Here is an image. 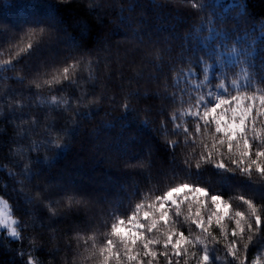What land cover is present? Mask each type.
I'll use <instances>...</instances> for the list:
<instances>
[{"label": "trees", "instance_id": "trees-1", "mask_svg": "<svg viewBox=\"0 0 264 264\" xmlns=\"http://www.w3.org/2000/svg\"><path fill=\"white\" fill-rule=\"evenodd\" d=\"M12 2L27 6L43 0ZM196 2L203 4L205 0ZM215 2L219 4L220 0ZM240 3H246L248 7L249 23L243 26V30L251 34L250 39H256L259 33H253L252 25L264 23V0H240ZM61 8L71 25L70 32H75L77 24L89 22L92 43L83 59L94 62L91 70L94 79L91 83L81 81L83 88L79 91L69 87L64 93L44 85L43 81L50 78L49 73L66 66L64 61L69 53L68 46L55 36L35 55H22L20 63L14 61L17 71L3 74L25 78L24 83L16 79L0 80V98L15 91L14 99L22 98L25 104L31 101L24 113L35 118L36 123L33 124L31 119L24 124L19 120L9 121L6 119L8 109L0 102V168L7 170L0 171V195L9 201L13 217L24 225L18 240L11 239L0 229V264H23L27 255L21 257L20 252L35 255L42 264H93V261L84 260L87 255L84 240L92 235L98 241L103 239L106 228L102 225L110 222L107 213L118 203L126 204L127 196L136 185L140 186L141 193L159 194L172 182V169L179 172L183 160L193 159L190 156L194 147L191 142L186 145L183 136L171 134L174 126L170 115L181 106L164 97L177 91L172 87L175 73L169 65L177 70H187L190 66L179 62L181 57L187 56V42L182 37L193 28H199L206 13L193 9L191 0H70ZM30 11L21 7L10 10L3 18L6 30L0 33V60L8 59L16 51L10 44L16 43L13 37L24 35L28 27L26 21L31 23ZM238 12L233 10L230 14L236 16ZM123 20L126 23H122ZM233 28L234 23L229 20L227 24H219L217 31L226 37ZM243 30L236 34L237 40L242 38ZM181 44L185 48H181ZM256 47L264 48V45L258 42ZM225 50H228L227 42L221 52ZM255 64L256 67L249 71L259 76L264 69V51L260 52ZM36 84L40 87L36 88ZM61 87L66 85H57L54 89ZM93 92L94 95H89ZM52 94L68 99L80 112L94 111L95 115L91 120H82L72 109L60 113L41 110L36 101L50 100ZM125 103L135 110L126 120L121 119L126 114ZM145 120L148 127L142 128ZM162 123L166 127H162ZM187 123L192 131L194 121L188 118ZM107 125L113 127L102 130ZM76 126H79L78 135H68ZM25 130L28 141L21 140ZM49 131L57 143L70 146L67 155L54 164L51 162L57 156L56 151L28 149L29 143L46 139L45 134ZM172 140H176L179 147L169 150L167 145ZM19 148L28 154L20 155L14 151ZM36 158L45 160V164L33 168L37 175L29 181L20 175L21 169L15 164L17 161L28 163ZM7 172H16V179L23 183L11 180ZM226 175L230 176L205 166L200 180L201 186L210 191L225 192L224 199L231 204L230 214L246 211L238 196L264 202V193L261 192L264 182L256 177L254 182H248L239 176L225 181ZM179 178L185 177L181 174ZM5 184L8 185L6 190L3 188ZM19 188L23 189V196L14 191ZM29 197L33 202L25 205L23 200ZM69 197L84 203L73 205L70 211L66 207ZM136 202L139 198L133 197L132 203ZM228 227L230 231L234 223L229 222ZM181 230L188 235L187 225H182ZM192 230L196 231L194 226ZM214 234L219 236V229H214ZM262 244L264 242L254 238L248 250L249 262L259 256ZM215 254L219 258L215 264H231L222 244L215 245ZM189 264L194 261L190 260ZM261 264H264V257Z\"/></svg>", "mask_w": 264, "mask_h": 264}, {"label": "snow or ice", "instance_id": "snow-or-ice-1", "mask_svg": "<svg viewBox=\"0 0 264 264\" xmlns=\"http://www.w3.org/2000/svg\"><path fill=\"white\" fill-rule=\"evenodd\" d=\"M69 2L43 0L21 6L12 0H0V33L6 30L3 18H6L10 10L21 7L31 10V23L26 21L28 27L24 35L13 37L16 43L10 44L16 51L8 59L0 60V80L16 79L24 83L23 77H7L3 74L17 71L16 63L21 62L22 55H35L55 36L68 46L69 53L64 61L66 66L49 73L50 78L43 81L44 85L55 92L64 93L69 87L81 90V81L91 83L94 79L91 71L94 62L83 59L84 52L92 43L90 25L84 21L77 24L75 32L69 31L71 25L61 8V5ZM191 7L205 12L206 18L199 28H193L182 37L187 42V56L181 57L179 62L190 66L187 70H177L169 65L175 73L172 87L177 91L164 98L181 106L170 115V122L174 126L171 134L183 136L186 145L191 142L194 147L190 156L193 159L183 160L179 172L176 168L172 169V182L159 194L141 193L140 186L136 185L127 196L126 204L118 203L107 213L110 222L106 221L102 225L106 228L102 233L103 239L98 241L92 235L84 240L87 253L85 261H93V264H189L192 260L194 264H215L219 259L215 254L217 244L223 245L227 257L231 258V264H261V258L264 257L262 244L259 256L250 262L248 260L249 246L254 238L264 242V202L258 203L243 195L238 196L237 199L246 206V211L230 214L231 204L224 199L225 192L210 191L208 187L201 186L200 180L202 169L211 166L218 173L230 174L225 176V181L239 176L248 182H254V177L264 182V69H261L259 76L249 71L256 67L255 60L264 51V48L256 47L258 42L264 45V23L252 25L253 33L258 32L259 35L256 39H250L251 34L243 30V26L249 23L246 3H240V0H220L217 4L215 0L213 3L205 0L200 4L191 0ZM131 10L134 11V8ZM233 10H239L236 16L230 14ZM229 20L233 21L234 28L229 30L226 37H222L217 27L221 23L227 24ZM122 23H126V20ZM242 30L243 36L237 40L236 34ZM225 42L228 50L221 52ZM181 48H185V45L181 44ZM77 56L81 58L77 59ZM153 64L156 66L155 62ZM158 70L161 69L158 67ZM57 85L66 87L54 89ZM35 87L39 88L40 85L36 84ZM89 95H94V92ZM15 97V91H10L7 96L0 98V102L8 109L6 119L12 122L19 120L21 124L31 119L35 124V118L24 113L31 101L25 104L22 98ZM36 103L45 111L51 109L60 113L72 109L75 116L82 120H91L95 115L94 111L76 110L73 103L57 94H52L50 100L40 99ZM123 108L126 114L121 119L126 120L135 110L130 109L127 103ZM188 118L194 121L192 131L188 127ZM161 126L166 127L163 123ZM111 127L113 125H107L102 130ZM141 127L147 128L148 121H143ZM78 133L79 126H76L67 134L77 136ZM45 135L43 141L29 143L28 149L37 151L47 148L56 151L57 156L51 163H57L67 155L70 146L57 143L50 131ZM21 140H29L27 130L21 135ZM167 147L174 150L179 147V143L172 140ZM14 151L20 155L28 154L23 148ZM43 164L45 160L36 158L28 163L17 161L15 166L21 169L20 175L31 181L37 175L33 168ZM0 171L7 170L0 168ZM181 174L184 179L179 178ZM7 175L17 184L23 183L16 179V172H7ZM3 188L6 190L8 185H3ZM14 191L23 196L22 188ZM261 192L264 193V185H261ZM133 197H138L139 202L133 204ZM32 202L31 197L23 200L25 205ZM83 203L82 200L69 197L66 207L71 211L73 205L81 206ZM229 222L234 223L230 231ZM182 225L188 226V235L181 230ZM23 227L21 221L13 218L9 201L0 195V229L6 230L9 237L18 240ZM214 229H219V236L214 234ZM19 255H27L23 264H42L31 253L20 252Z\"/></svg>", "mask_w": 264, "mask_h": 264}, {"label": "rangeland", "instance_id": "rangeland-1", "mask_svg": "<svg viewBox=\"0 0 264 264\" xmlns=\"http://www.w3.org/2000/svg\"><path fill=\"white\" fill-rule=\"evenodd\" d=\"M10 209V208H9ZM11 210V209H10ZM14 218V217H13ZM2 230H4V229H2ZM4 231H6V230H4ZM6 233H7V231H6ZM11 238V237H10ZM11 239H13V238H11ZM14 240V239H13Z\"/></svg>", "mask_w": 264, "mask_h": 264}]
</instances>
